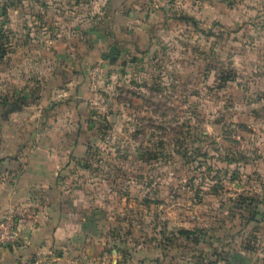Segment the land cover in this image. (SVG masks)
<instances>
[{"label":"rangeland","instance_id":"1","mask_svg":"<svg viewBox=\"0 0 264 264\" xmlns=\"http://www.w3.org/2000/svg\"><path fill=\"white\" fill-rule=\"evenodd\" d=\"M106 1L0 0L12 40L0 157L58 113L86 146L69 159L67 198L92 214L110 255L264 264V0H149L161 14L148 9L144 36L116 38L104 36Z\"/></svg>","mask_w":264,"mask_h":264},{"label":"crops","instance_id":"2","mask_svg":"<svg viewBox=\"0 0 264 264\" xmlns=\"http://www.w3.org/2000/svg\"><path fill=\"white\" fill-rule=\"evenodd\" d=\"M152 5L149 0L106 1L103 7L108 24L104 36L116 38L120 32H128L143 37L147 31L144 23L149 18L146 12L161 14ZM111 17L115 21L112 25ZM68 88L69 95L77 93L75 99L85 92L79 83H71ZM80 110L72 113L71 120L82 116ZM58 115L49 118L54 125H38L28 131V140L19 145L16 155L0 157V214L10 206L23 209L22 239L0 249V264H97L101 255H110L107 248L111 245L101 238L92 214H78L76 201L67 198L71 191L65 184L69 180L66 175L69 159L81 154L86 146L80 136L81 127L75 122L58 126L55 120ZM33 116L37 114H32L29 121ZM32 138L34 142L28 143ZM236 253L245 255L242 250L222 252L218 259L232 262L240 257ZM110 256L112 264H164L161 257L150 256L140 248H134L128 255L112 249ZM203 257L207 261L210 255Z\"/></svg>","mask_w":264,"mask_h":264},{"label":"built area","instance_id":"3","mask_svg":"<svg viewBox=\"0 0 264 264\" xmlns=\"http://www.w3.org/2000/svg\"><path fill=\"white\" fill-rule=\"evenodd\" d=\"M96 71L91 72L92 88L96 87ZM23 215V209L17 206H10L4 209L0 214V249L9 245H14L21 241L20 220ZM97 264H110L107 254L101 255Z\"/></svg>","mask_w":264,"mask_h":264},{"label":"trees","instance_id":"4","mask_svg":"<svg viewBox=\"0 0 264 264\" xmlns=\"http://www.w3.org/2000/svg\"><path fill=\"white\" fill-rule=\"evenodd\" d=\"M10 30H0V59H2L9 51V48L12 46V40L10 38ZM20 104H16L10 109H7L4 113L1 114V118L6 119L7 118V112H9L12 109L19 108ZM210 264H214L215 260H210Z\"/></svg>","mask_w":264,"mask_h":264},{"label":"water","instance_id":"5","mask_svg":"<svg viewBox=\"0 0 264 264\" xmlns=\"http://www.w3.org/2000/svg\"><path fill=\"white\" fill-rule=\"evenodd\" d=\"M115 54H116V50H115V47L113 45H111L107 51V55H104V57H112L114 58L115 57Z\"/></svg>","mask_w":264,"mask_h":264}]
</instances>
